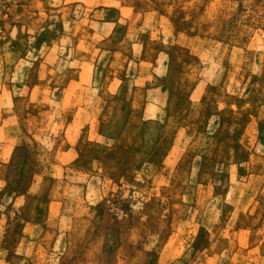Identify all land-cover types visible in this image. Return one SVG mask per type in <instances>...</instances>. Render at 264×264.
Segmentation results:
<instances>
[{
	"label": "rangeland",
	"instance_id": "374dc122",
	"mask_svg": "<svg viewBox=\"0 0 264 264\" xmlns=\"http://www.w3.org/2000/svg\"><path fill=\"white\" fill-rule=\"evenodd\" d=\"M0 264H264V0H0Z\"/></svg>",
	"mask_w": 264,
	"mask_h": 264
}]
</instances>
